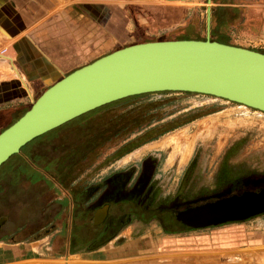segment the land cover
Segmentation results:
<instances>
[{"label":"crops","instance_id":"obj_1","mask_svg":"<svg viewBox=\"0 0 264 264\" xmlns=\"http://www.w3.org/2000/svg\"><path fill=\"white\" fill-rule=\"evenodd\" d=\"M205 37L264 54L257 50L264 49V5L257 0H0V132L47 87L105 54L136 43ZM39 139L48 138L31 140L0 165V181L5 176L26 188L47 183L58 195L37 213L38 230L28 210L20 224L0 214V264H250L241 251L264 247V232L245 225L160 236L149 225L131 223L104 236V210L96 221L104 205V159L95 166L89 146L46 157L50 151L34 144ZM69 153L79 156L67 164ZM72 169L74 175L66 178ZM12 194L19 193L3 190L0 199L11 200ZM20 195L19 200L33 199Z\"/></svg>","mask_w":264,"mask_h":264},{"label":"rangeland","instance_id":"obj_2","mask_svg":"<svg viewBox=\"0 0 264 264\" xmlns=\"http://www.w3.org/2000/svg\"><path fill=\"white\" fill-rule=\"evenodd\" d=\"M257 1L264 5V0ZM213 35L223 40L221 33L210 31V36ZM3 48L0 44V55ZM257 50L264 52L260 47ZM49 135V140L39 139L34 143L37 150L50 151L46 157L57 151L62 153L77 146H89L92 154L87 156L98 162L95 166L104 159V176L137 165L145 158L157 160L160 198H169L165 205L176 200L181 204L178 210L187 205L191 207L264 190V113L209 95L158 92L131 96L78 116L42 137L47 139ZM52 149L54 153H51ZM78 156L69 153L64 158L69 164ZM69 173L65 176L68 179L75 170ZM14 187L17 190L11 189ZM20 187L5 176L0 181V192L19 193L7 195L11 200L0 199V214H8L11 220L20 224L22 212L24 215L28 210V214L34 215L31 226L38 230L37 213L51 204V199H56L58 193L48 190L51 186L47 183ZM20 193L33 199L19 200L16 196L21 197ZM64 201L67 207L68 202ZM227 225H245L264 232V214L204 228L178 226L172 232L151 227L161 236L196 234ZM241 252L250 264H264V247Z\"/></svg>","mask_w":264,"mask_h":264},{"label":"water","instance_id":"obj_3","mask_svg":"<svg viewBox=\"0 0 264 264\" xmlns=\"http://www.w3.org/2000/svg\"><path fill=\"white\" fill-rule=\"evenodd\" d=\"M158 92L209 95L264 113V54L208 37L116 49L54 82L1 131L0 165L31 140L78 116L127 97ZM260 213L264 190L206 203L175 219L204 228Z\"/></svg>","mask_w":264,"mask_h":264},{"label":"flooded vegetation","instance_id":"obj_4","mask_svg":"<svg viewBox=\"0 0 264 264\" xmlns=\"http://www.w3.org/2000/svg\"><path fill=\"white\" fill-rule=\"evenodd\" d=\"M156 161L153 158H145L137 165L134 164L123 171H114L104 176V205L98 210L96 219L98 221L104 210V236L114 233L118 227L131 223L158 226L163 232H172L178 226L188 228L175 219L176 214L216 201L191 207L187 205L180 210L178 207L181 204L174 199L165 205V201L169 198H160L161 187L157 180ZM216 185H219L218 180ZM225 198L228 197L222 199Z\"/></svg>","mask_w":264,"mask_h":264},{"label":"trees","instance_id":"obj_5","mask_svg":"<svg viewBox=\"0 0 264 264\" xmlns=\"http://www.w3.org/2000/svg\"><path fill=\"white\" fill-rule=\"evenodd\" d=\"M47 134V133H46ZM45 135V134H44ZM44 135H42V136H44ZM41 137V136H40ZM37 139V138H36ZM25 169H26V173L28 172V167H27V165L25 164ZM29 171L31 172H29L30 174L29 175H33L34 174V172L31 170V169H29Z\"/></svg>","mask_w":264,"mask_h":264},{"label":"bare ground","instance_id":"obj_6","mask_svg":"<svg viewBox=\"0 0 264 264\" xmlns=\"http://www.w3.org/2000/svg\"><path fill=\"white\" fill-rule=\"evenodd\" d=\"M241 105V104H240Z\"/></svg>","mask_w":264,"mask_h":264}]
</instances>
